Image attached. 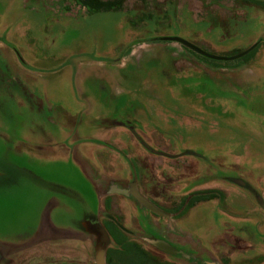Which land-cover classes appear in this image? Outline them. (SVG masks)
<instances>
[{"label": "rangeland", "instance_id": "obj_1", "mask_svg": "<svg viewBox=\"0 0 264 264\" xmlns=\"http://www.w3.org/2000/svg\"><path fill=\"white\" fill-rule=\"evenodd\" d=\"M8 8L37 70L18 64L26 84L44 89L45 100L65 102L52 110L54 118L62 117L61 126L40 128L56 133L69 149L72 125L85 122L91 129L88 142L107 146L101 161H78L98 180L103 196L102 210L95 214L99 224L109 226L108 214L131 226L144 225L133 201L107 195L111 179L125 186L132 178L145 196L169 207L174 225L182 221L197 229L195 245L185 242L189 260L170 258L144 242L137 250L105 243L99 247L105 264H264V211L254 199L258 194L264 200V2L0 0L1 21ZM173 37L218 59L157 40ZM71 104L81 108L75 119L68 115ZM115 120L128 121L132 134L125 126L121 133L113 129L119 135L107 131ZM10 121L16 126V119ZM5 163L11 166L0 177V233H7L0 236V264H63L58 254L64 249L43 245L46 238L63 241L62 234L44 238L40 230L22 242L45 202L33 177L54 186H67V180L80 185L93 204L90 192L64 163L42 168V177L30 166L17 169V157L0 155V164ZM125 163L130 173H124ZM231 177L242 178L254 192L228 183ZM147 217L156 223L153 215ZM13 237L22 243L3 245Z\"/></svg>", "mask_w": 264, "mask_h": 264}, {"label": "crops", "instance_id": "obj_2", "mask_svg": "<svg viewBox=\"0 0 264 264\" xmlns=\"http://www.w3.org/2000/svg\"><path fill=\"white\" fill-rule=\"evenodd\" d=\"M11 10V8H8L6 18L2 19V21L0 20V36H4L5 38V42L0 43V53L6 61L10 71L20 83L22 87L21 92L26 93L31 97L33 105L30 104L31 106H29L27 104V100H24L25 96L23 94L21 96L17 94L12 95V105H10L9 110H11L13 116L10 117L8 115L7 118L1 117L0 120V152H4L3 154H6L7 156L11 155L17 157V169L26 171V168L24 167L30 166L32 168L31 171L40 177H42V175L39 174V170L42 168L52 165L57 166L62 163L66 164L70 173L74 174L79 181H83L84 186L90 192V198L93 199V204L88 203L89 199L84 195L86 192L81 186L76 184L73 185L68 180L67 186L63 183H57V185L54 186L50 181L46 182L31 175L36 179L34 182H36L37 185L33 183L35 191L39 194H43L45 202L37 213L36 219L38 221L34 226L35 228L32 227L29 229V232H25L27 234L22 233L25 234L23 235L26 236L25 238L29 237L22 242L31 240L40 230L42 231L41 235L44 238L62 234L64 237L62 239L63 241L60 240L53 242L50 238L48 240L46 238L47 243H44L43 245L49 246L52 243L55 247L64 249L61 254H58V257L63 260V264H72L74 263V259H81L85 260L87 264H94L93 257L96 250L101 247V242L94 236V233L91 230L92 228L88 226L87 217L90 214L96 216L95 214L102 210L103 196L99 193L97 185L98 180L89 177L83 169L82 164L78 161L80 158L86 160V162L91 160L95 161V158L96 161H101V158H104L107 153V146L105 143L103 145L97 143L94 144L96 147H93V144L88 142L89 137H86V135H91V129L84 125L85 122L83 124H81L82 122H79L78 126L72 125L73 128L71 129V133L73 135L69 141V149L66 148L61 141L56 140V133L47 132L40 128L41 125H51L54 128L61 126L63 123L62 117L54 118L52 110L55 106L60 107L59 104H62L63 107H65V102L61 99H56L55 97L52 98V101H48L49 96L45 95L44 89H37L33 84H26V77L17 68L20 63L10 47H13L16 51H20L21 59L27 66L28 71L34 72L37 70L33 69L31 65L34 59L32 51H30L31 49H26V44H24L20 37H18V27L16 23H13L16 21V15H11ZM20 48L25 52L20 50ZM9 53L12 54V57ZM73 84L75 85L74 81ZM47 97L48 99L45 100ZM73 105L74 104L66 106L71 108V112L68 113L71 119H75L79 116L81 110V108H77L76 105H74L78 111L76 112V110H73L74 108H72ZM14 119L17 120L15 124L16 126L12 125V122L10 121ZM118 121L119 120H115L111 123L113 126L110 125V127L106 129L107 131H112V135H115V133L119 135L121 131H123L120 127V123L123 120H120V122ZM114 128L116 131L120 129V133L115 132V130H113ZM128 131L130 132V130ZM94 139L99 141V139L95 137ZM101 141L102 143L104 142V140ZM109 146L111 147V145ZM96 149H98V151H96ZM96 165L98 166V163H96ZM123 169L124 173L128 170L130 173V166L128 163H125ZM0 171H3L5 175L7 174L6 170L1 167ZM100 174L102 177V173ZM8 184L13 185V182L10 181ZM38 184L52 185L53 187L49 189L46 185H40V187ZM241 196L243 197L244 195L241 194ZM242 201L244 204L247 203V200ZM188 226L187 223H182L181 228H187ZM100 227L103 229L102 226ZM189 228L191 229L190 226ZM196 231L197 229L194 228L193 232ZM6 234V232H2L0 233V236ZM22 234L16 233L12 235L16 237ZM14 237L6 239L5 242H3V245L12 246L22 243L18 242ZM86 248L88 249L86 250ZM88 260H90V262Z\"/></svg>", "mask_w": 264, "mask_h": 264}, {"label": "flooded vegetation", "instance_id": "obj_3", "mask_svg": "<svg viewBox=\"0 0 264 264\" xmlns=\"http://www.w3.org/2000/svg\"><path fill=\"white\" fill-rule=\"evenodd\" d=\"M254 1H263L264 2V0H254ZM251 7L252 6H250V8ZM256 9H258V8H256ZM261 11L264 13V9H262ZM226 20H229V18L225 19L223 23H225ZM157 40H160V39H157ZM4 42H5L4 36L3 37L0 36V43H4ZM258 43H256V44L258 45ZM10 48L13 50L15 56L17 57L19 63L21 64V66L24 67L25 69H28L27 66L25 65V63L23 62V60L21 59V56L18 53V51H16V49H14L13 47H10ZM21 91H22V87H21L20 83L15 78L14 74L10 71L6 61L3 59V57L0 53V120H1V117H5L6 115L7 116L9 115L10 117L13 116L11 113V110H9L10 105H12L11 100H12L13 94H15V95L17 94L20 96L23 94L25 96L24 100L25 101L27 100V104L29 106H31L30 104L33 105L31 97L28 94L23 93ZM118 122H120V120ZM123 123H124V120L121 122L120 125L125 126V129L130 130V132L132 134L133 128L131 126L130 127L127 126L129 124V122L127 121L126 123H124V124ZM5 165L6 166L0 164V167L3 168L4 170H6L7 166L8 167L11 166V165L6 164V163H5ZM237 181L242 182V184L241 185L238 184ZM5 182L8 183L10 181L5 180ZM187 183L189 186H193V188L197 186V185H194L195 182H193L191 184V182L188 181ZM228 183L239 186L240 188H242V190H244L246 192H254V190L249 186V184L246 183L245 181H243V179L240 177H231L230 179H228ZM132 184L135 185L136 190L140 194V196L143 197L150 204H152L155 209L162 212L161 214H163V215L159 216L157 214H154L153 211H151L145 207L141 208L139 206V204L136 202V200L130 195L124 196V195H120L117 192H114V191H117L118 189L119 190H129V188ZM165 188H166V184L165 185L163 184L162 185V193H163ZM153 191H154V189H153ZM107 193H108L107 195H118V197H122V198H124L128 201H131V202L133 201L134 204H136L137 210L140 211L141 217L143 218V222H144V225H140L139 223H137V225L131 226V223L130 224L123 223L121 221V219L118 218V216H109L108 214H105V219L108 220L110 224H109V226L107 225L106 227H104L102 230H104V233L106 234V238H107L106 244H108L109 247H112V248L117 247L118 249H120V248H134L135 250H137V249L144 248L142 245L144 242L145 244L151 246L154 251L159 252L163 255L169 256L170 258L187 257L188 260L190 259L189 256L186 255L183 250L186 247L185 242H187V241H188V244L190 246L195 245L194 241L196 239H195V232H193L194 228L192 231L189 228V226L187 228L183 227V229H185L186 232H182V230L180 229L182 226V221H180L179 224L174 225V223H173L174 218L171 216V212L167 211V209H166L169 207L161 206L160 204L154 202L153 200H151L147 196H145V194L142 193L138 189L134 179L129 178V180L125 186H122L121 184H119L116 179H111L108 182ZM154 194H157L156 190L154 191ZM196 196H198L197 192L194 194L193 198H196ZM259 196L260 195L257 194L254 197V199H255L256 204L260 207L259 203L257 202V198ZM260 199L264 203V200L262 199L261 196H260ZM128 201L124 202L125 205H127V204L130 205ZM160 201L165 202L164 198L160 199ZM170 204L173 207V203L171 201H170ZM116 207H118V205H116ZM172 207H171V209H172ZM260 209L262 211H264L261 207H260ZM147 214L153 215V217H155L157 219L156 223L151 221L147 217ZM87 224L90 228H92L91 229L92 231L94 230V225L99 224V222L97 221L96 216H94V214L88 215ZM191 231H192V233H191ZM107 234H108V236H107ZM94 236L98 240L100 239L97 235L94 234ZM151 241H153V242L161 241V242L167 243L170 246V248H172V250L175 251V254L170 255L169 253H165V252H162V251L155 249V247L153 246Z\"/></svg>", "mask_w": 264, "mask_h": 264}, {"label": "water", "instance_id": "obj_4", "mask_svg": "<svg viewBox=\"0 0 264 264\" xmlns=\"http://www.w3.org/2000/svg\"><path fill=\"white\" fill-rule=\"evenodd\" d=\"M161 41H174L175 43H178V44H181V45H184L186 47H189L190 49H192L194 52L200 54L201 56L203 57H207V58H210V59H218V58H215V57H210L209 54L205 53L204 51L196 48L193 46V44L185 41V40H182V39H178V38H162L160 39ZM244 54H247V52H243L241 54H239L238 56H234L231 59H236L240 56H243ZM159 155H164V154H161L159 153ZM2 176H5V173L3 171H0V177ZM238 184H242V182H239L237 181ZM114 192H117L119 193L120 195H124V196H132L136 202L139 204V206L141 208L145 207L151 211H153L154 214H157L159 216L163 215L161 214L162 212H160L159 210L155 209L154 206L152 204H150L148 201H146L143 197L140 196V194L137 192L136 190V187L134 184H132L129 188V190H117V191H114ZM257 202L259 203L260 207L264 210V203L263 201L260 199V196L257 198ZM93 233L95 235H97L100 239V242L101 244H105L106 243V234L104 233V231L102 230V228L100 227L99 224H95L94 225V230H93ZM151 243L153 244V246L155 247V249L159 250V251H162V252H165V253H169L170 255H174L175 254V251L172 250V248H170V246L167 244V243H164V242H161V241H151ZM95 263L96 264H105L104 260H103V256H102V251H100V248H98L95 252Z\"/></svg>", "mask_w": 264, "mask_h": 264}]
</instances>
